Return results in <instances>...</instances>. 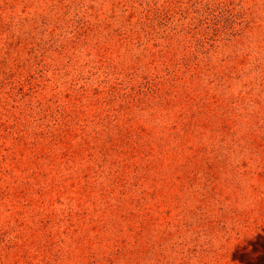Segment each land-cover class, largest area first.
I'll return each instance as SVG.
<instances>
[{"label": "rangeland", "instance_id": "obj_1", "mask_svg": "<svg viewBox=\"0 0 264 264\" xmlns=\"http://www.w3.org/2000/svg\"><path fill=\"white\" fill-rule=\"evenodd\" d=\"M0 264H264V0H0Z\"/></svg>", "mask_w": 264, "mask_h": 264}, {"label": "trees", "instance_id": "obj_2", "mask_svg": "<svg viewBox=\"0 0 264 264\" xmlns=\"http://www.w3.org/2000/svg\"><path fill=\"white\" fill-rule=\"evenodd\" d=\"M196 67H197V65H196ZM194 69H195V66H193L192 63H189L188 64V70L192 71ZM196 73L195 72H191L192 77H194V75H196ZM180 78L181 77H178L177 75H175V77L172 78V79L179 80ZM188 99L190 100V98L184 99L185 102H188L187 101ZM193 103L197 107V105H198L197 103L198 102L193 101ZM196 115L194 114L193 117L196 118ZM187 119H188L187 121L181 120V123H176L175 124V125H178L177 126L178 130L175 131V133H174L175 136L174 137H179L180 138V141H178L180 143L176 146V153H178V154L179 153H182V154L185 153L186 149H185L184 143L189 142L190 137H192L193 134L201 133L200 136H202L203 133H205V132H202V130H201L202 126L198 123V121H196V119H193L192 117H189ZM119 130H122V128H119ZM139 139H140V142H141L140 145L149 146L147 140L144 138V136L142 134L139 135ZM252 144H254V143H252ZM259 145H261V144H259ZM149 147L151 149L154 148V146H149ZM201 150H203V149L201 148ZM69 151H70V157H72V155H74L75 152L72 153V150H69ZM199 152H200V150L198 149L197 153L190 155V157L188 156V159L192 158V157H196L199 154ZM90 156H92V155H90ZM145 156L146 157H148V156L151 157V151L146 152ZM114 162L118 163V161H114ZM99 165H101L100 169L93 170L92 167H87L86 169H81V172L84 173V176L86 178L91 176V172L92 171L93 172L95 171V173L93 175H96L97 173L99 175H101L103 173L105 175V179L107 180V183L104 180V181H101V183L93 185V184H90L87 181L86 183H84L83 186H81L83 194H88V196H89L91 194L90 192H95L98 188H99V190H101L100 193H102L103 196H110V194H113V193H115L117 191H121L123 194H125L126 191L128 190V186H129V182L127 181V176L129 174L130 168H128L126 166L124 168H118L117 167L116 169L115 168L114 169L111 168V169L107 170V172H104L105 169H104V167H102V166H104V163L102 161H100ZM149 169H150V167H149ZM149 169L142 171L140 169V167L139 168L136 167L133 170V176L135 177L136 184L139 187H142L141 188V191H142L141 193L143 195H141V196H142V199H143L144 202L148 199V196H147L148 191L144 192L145 188H144L143 184H144L146 179L148 180V177H149L148 174L150 172ZM68 178H72V176H68ZM143 201L142 200H138V202L144 203ZM142 203H140V204H142ZM129 219H130V217H129Z\"/></svg>", "mask_w": 264, "mask_h": 264}]
</instances>
